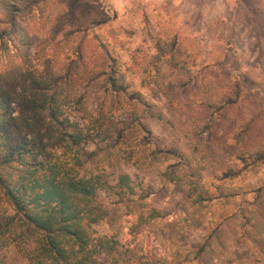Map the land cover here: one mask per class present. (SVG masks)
<instances>
[{
    "label": "rangeland",
    "instance_id": "1",
    "mask_svg": "<svg viewBox=\"0 0 264 264\" xmlns=\"http://www.w3.org/2000/svg\"><path fill=\"white\" fill-rule=\"evenodd\" d=\"M0 20V76L54 74L69 94L92 153L79 174L132 179L98 192L93 228L118 242L98 264H264V0H0ZM140 195L158 216L132 234Z\"/></svg>",
    "mask_w": 264,
    "mask_h": 264
},
{
    "label": "trees",
    "instance_id": "2",
    "mask_svg": "<svg viewBox=\"0 0 264 264\" xmlns=\"http://www.w3.org/2000/svg\"><path fill=\"white\" fill-rule=\"evenodd\" d=\"M4 5L5 19L15 33L17 13L13 12L19 8ZM68 95L54 74L32 76L22 85L0 76V264L6 246L14 247L24 264H98L100 255L117 252L118 242L97 235L93 228L108 215L98 192L117 189L135 194L132 179L120 173L111 185L98 175L79 174L82 156L92 153L81 146L87 135L67 115ZM43 131L50 133L51 144L38 139ZM255 157L264 158V152ZM165 176L179 181L177 169L167 170ZM194 189L189 190L191 203L205 200L193 197ZM147 195L125 202L132 234L158 216L144 201Z\"/></svg>",
    "mask_w": 264,
    "mask_h": 264
}]
</instances>
